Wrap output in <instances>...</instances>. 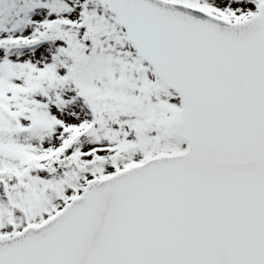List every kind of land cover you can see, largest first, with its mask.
<instances>
[{
    "label": "snow or ice",
    "instance_id": "obj_1",
    "mask_svg": "<svg viewBox=\"0 0 264 264\" xmlns=\"http://www.w3.org/2000/svg\"><path fill=\"white\" fill-rule=\"evenodd\" d=\"M0 264H264V0H0Z\"/></svg>",
    "mask_w": 264,
    "mask_h": 264
}]
</instances>
